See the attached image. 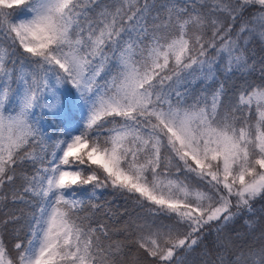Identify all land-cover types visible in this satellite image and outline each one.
Returning a JSON list of instances; mask_svg holds the SVG:
<instances>
[{
	"label": "snow or ice",
	"instance_id": "6c2138e0",
	"mask_svg": "<svg viewBox=\"0 0 264 264\" xmlns=\"http://www.w3.org/2000/svg\"><path fill=\"white\" fill-rule=\"evenodd\" d=\"M9 198L0 264H264V0H0Z\"/></svg>",
	"mask_w": 264,
	"mask_h": 264
},
{
	"label": "trees",
	"instance_id": "16d2710c",
	"mask_svg": "<svg viewBox=\"0 0 264 264\" xmlns=\"http://www.w3.org/2000/svg\"><path fill=\"white\" fill-rule=\"evenodd\" d=\"M49 122L52 123L51 118H49ZM20 181H17V186ZM11 187V186H10ZM90 195V193H89ZM96 197L92 200L94 204H103L105 207L112 209L113 212H117L120 215V219L126 218L123 216L124 213H128L129 215L135 216L137 213H142L145 209H141L137 204H135L131 199L126 198L124 195L113 191L112 189H102L96 193ZM264 206V201H258L256 204L257 208ZM20 209H23L24 213L32 211L33 209L30 206H26L21 203H13L11 199L7 200L3 206H0V221L6 220L8 218V214L11 211L16 210V215H20ZM97 219H105L102 215H97ZM23 221L19 224H9L4 230V235L6 242L11 248V246L16 242V235L18 230V234L20 237H25L26 229H23L21 225ZM235 227L240 231H244V222L243 220H239ZM202 248H195L191 252L186 253L183 257L184 264H202Z\"/></svg>",
	"mask_w": 264,
	"mask_h": 264
}]
</instances>
